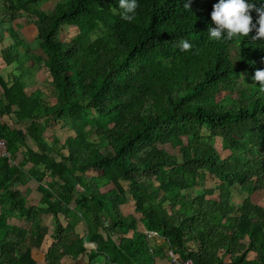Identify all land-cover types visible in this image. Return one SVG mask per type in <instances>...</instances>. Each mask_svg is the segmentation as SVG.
<instances>
[{"label": "trees", "instance_id": "16d2710c", "mask_svg": "<svg viewBox=\"0 0 264 264\" xmlns=\"http://www.w3.org/2000/svg\"><path fill=\"white\" fill-rule=\"evenodd\" d=\"M50 1L0 0V25L34 17L43 51L26 48L4 26L14 43L3 58L20 75H0V139L22 159L0 157V264H38L32 250L49 234L48 213L47 264L66 255H87L90 264L104 255L105 264H154L162 249L152 248L138 223L193 264H264V194L260 204L252 198L264 192V92L253 81L264 70V41L211 39L215 2L137 0L127 22L118 0H58L43 9ZM251 2L264 7V0ZM65 25L77 27L69 41L60 37ZM180 40L192 49L181 51ZM29 61L47 71L55 105L41 89L27 93L35 84ZM248 79L253 84L240 88ZM52 123L75 135L45 141ZM27 178L39 184L40 206L13 188ZM209 181L215 186L206 188ZM236 190L247 193L239 206ZM129 203L134 212L124 214ZM16 217L25 224H12ZM85 242L97 248L88 251Z\"/></svg>", "mask_w": 264, "mask_h": 264}, {"label": "rangeland", "instance_id": "374dc122", "mask_svg": "<svg viewBox=\"0 0 264 264\" xmlns=\"http://www.w3.org/2000/svg\"><path fill=\"white\" fill-rule=\"evenodd\" d=\"M57 1L58 0H53V1H50L48 3H45L43 5V9L54 8ZM212 2L217 3L218 0H203L202 4L206 5V4H211ZM7 25H9V23L6 20L4 23V26H7ZM4 26H3V24L0 25V75L9 81V80H11L12 76L20 75V73L17 71V64L16 63H14L12 65H7V63L4 61V58H3L4 47H7L8 45L14 43L13 38H11L10 35L7 32H5ZM9 26H12L19 33L20 37L26 43L25 44L26 48L31 49V51H34V53H36V54L43 55V51H42V48L40 45V41L38 39V29H37V25H36V19L34 17H30L28 14L24 13L23 16L12 21ZM76 31H77L76 26L65 25L61 29L60 37L63 41H69L76 34ZM101 32H103V31H101ZM101 32L99 31V34ZM25 66L30 71V73L34 74V77H31V78H34V81H35L34 85L29 84V88L27 89V93L31 94L32 92H35L36 90L41 89L43 91V97L42 98L44 100H46L47 102L51 103L52 105H55V103H56L55 90L50 83V78H49L47 71L45 69H43V67L39 66V64H36L32 61L27 62V65H25ZM252 84H253V81L251 79H248V80L243 82V85H241L240 88L250 86ZM0 93H1V90H0ZM63 127H64L63 124L61 125V124L52 123L51 127L45 133V138H46L45 141L50 143V142H52L53 137L54 138L56 137L61 141V143H63L67 137H69L71 134H74V132L70 131L69 128H63ZM203 135L207 136L208 133L206 131H204ZM213 145L215 146V148L217 149V151L219 152V154L222 157H226L227 154H229V151L223 150V140L221 138H215ZM160 148L166 150L170 154H175V155L179 154L178 151L175 150L170 145H164V146L160 145ZM17 158L16 159L12 158V160L14 159L12 161V164H14L18 161ZM91 175L92 174H88V176H91ZM153 183L157 185V182L155 180L153 181ZM36 185H38V184L34 183V185H32V188H36ZM124 186H126V184H124ZM213 186H215V183L213 181L212 182L209 181L206 183V188H212ZM111 187H109L105 190H108ZM258 193H259V196H258V194H255V195H253L252 198H253L254 202L260 204V202H259L261 200L260 197L264 194V192L260 191ZM235 196H236L235 204L239 206L242 204L243 200L247 197V193L245 191L236 190ZM262 203L264 204V197L262 199ZM128 207H131V205L123 206V210L125 212H127ZM136 215L138 216V218H141L140 214H136ZM145 232H147V230ZM158 236H156V237H158ZM156 237H153L152 239L154 240ZM168 254L171 256L170 251L168 252Z\"/></svg>", "mask_w": 264, "mask_h": 264}, {"label": "clouds", "instance_id": "9594fccd", "mask_svg": "<svg viewBox=\"0 0 264 264\" xmlns=\"http://www.w3.org/2000/svg\"><path fill=\"white\" fill-rule=\"evenodd\" d=\"M122 9L121 19L132 22L139 7L137 0H118ZM185 9L190 5L186 3ZM257 14L253 19L252 13ZM211 24L208 29L209 37L216 41L233 40L239 37H251L253 41H264V7H257L251 0H218L213 4ZM255 32V35L252 33ZM178 47L181 51H190L193 45L187 40H180ZM259 91L264 92V70L257 69L253 76Z\"/></svg>", "mask_w": 264, "mask_h": 264}, {"label": "crops", "instance_id": "0c3cea01", "mask_svg": "<svg viewBox=\"0 0 264 264\" xmlns=\"http://www.w3.org/2000/svg\"><path fill=\"white\" fill-rule=\"evenodd\" d=\"M29 144H31L30 140H29ZM17 159L18 161L15 164H18L21 161L22 159L21 155ZM31 167L32 165L29 164L26 167V169L29 171L31 170ZM34 183L38 184L37 182L32 181L31 178L30 179L27 178L25 179V181H23L22 184H18V185L14 184L13 188L21 192V195L28 200V204H34V205L40 206L42 204L41 200L43 198V194L39 191V184L36 185V188H32V185H34ZM102 191L104 192V190ZM129 205H131V207L127 208V212H125L123 210V206H121V210L123 211L124 214H129V213L134 212V208H133L134 204L129 203ZM129 205H125V206H129ZM136 214L138 213L134 214L138 218ZM61 219L64 222V224L67 225V220L65 219L64 215H61ZM42 220H43L44 225L49 226V229H50L49 234L46 236L45 240H43L40 247H36L34 248V250H32V255H34V257L38 261V264H47V253L50 249V245L53 242V238H52V229H53V223H54L53 215L50 213L44 214L42 216ZM10 222L12 224H17V225L25 224V221L23 219H19L17 217L12 218ZM138 224H139L138 228L140 231L144 232L147 230V228L145 227L143 223H138ZM85 231H86V226L84 223H79L76 226V232L79 233L80 236H83ZM113 238L116 239L117 241L119 240V236L116 234L113 236ZM149 242L152 248L155 247L158 250V248L161 247L162 249L159 252V254L156 255V258H155L156 261L154 264H176L175 262H173V258L168 254L169 249L166 248V245L164 243V238L162 236L159 235L154 240L152 238H149ZM85 246L88 249V251H91L97 248V244L95 242H85ZM175 256L178 257L177 254H175ZM254 256H255L254 254H251V257H254ZM105 260L106 258L104 255V258L100 256L95 261H93V263L96 262L97 264H105ZM62 264H90V262H89V258L87 255L81 256L76 260L72 256L66 255L62 258Z\"/></svg>", "mask_w": 264, "mask_h": 264}, {"label": "built area", "instance_id": "2783aa9c", "mask_svg": "<svg viewBox=\"0 0 264 264\" xmlns=\"http://www.w3.org/2000/svg\"><path fill=\"white\" fill-rule=\"evenodd\" d=\"M0 157L2 158H8V160H10V162H12V155L8 150L7 147V143L4 139H0ZM148 238H153L158 236V232L154 231V230H150L146 232ZM170 254L173 258V262H175L176 264H193L192 260L188 259V260H181L179 258H177L175 256V254L173 253V251H170Z\"/></svg>", "mask_w": 264, "mask_h": 264}]
</instances>
